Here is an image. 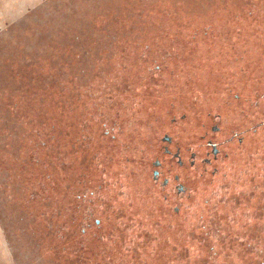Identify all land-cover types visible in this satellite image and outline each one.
<instances>
[{
	"label": "rangeland",
	"instance_id": "rangeland-1",
	"mask_svg": "<svg viewBox=\"0 0 264 264\" xmlns=\"http://www.w3.org/2000/svg\"><path fill=\"white\" fill-rule=\"evenodd\" d=\"M44 1L66 8L65 0ZM140 1H74L73 17L69 19L76 26L74 31L67 29L64 17L57 18L61 23L53 25L52 16L44 17V11L38 8L29 10L26 15L37 13V23L27 35L52 39H39L33 44L25 41L24 46H34L27 52L9 48L10 44L5 46V40H0V81H19L20 72L33 77L31 81H43L57 72L58 63H54L56 67L49 65L53 48L61 47L67 53L72 37L93 33L95 25L89 16L99 12L132 13L130 8ZM152 1L146 2L154 6L150 15L120 22L123 28L131 26L141 36L126 41L125 50L116 58L110 57L106 79L97 82V87L80 89L84 105L57 108L54 115L60 121L41 128L60 139L62 152L53 158L52 150V164L61 162L62 166L54 171L52 179L42 176L45 184L39 185L38 196L58 193L59 202L51 203L48 215L59 228L65 227L64 233L54 234L43 248L49 256L55 254L51 253L53 245L57 253L68 255L73 254V246L91 250L96 255L93 264H199L194 260L201 239H205V244L210 242V247H215L212 264H258L256 261L263 260L264 255L252 256L245 247L249 243L258 245V232H264V208L257 212V206L254 213L231 217L222 214L228 213L222 199L230 200L229 205L238 199L241 210L252 209L253 196L259 194L254 185L264 183V0ZM84 6L97 8L92 7L90 11L94 12L90 13L82 10ZM61 13L60 9L56 14ZM0 37L5 39L4 35ZM107 53L105 48L98 51L101 56ZM26 55L48 60L41 66L32 65ZM27 67L28 72L23 73ZM74 68L75 64L62 81L49 87L58 94V100L63 81H92L77 80L79 69ZM40 93L42 97L48 92ZM77 129L78 133L90 129L91 143L86 146L89 143L90 153L97 154V165L92 163L87 169L80 167L76 158L69 164L63 154L69 149L63 146L65 134L74 135ZM23 144L16 161H10L5 153L9 145L0 148V169L24 171L22 165L33 163L38 153L42 160L43 144L31 148ZM32 171L30 168L22 174L30 186L36 185ZM9 182H16L14 175ZM17 182L18 187L24 184ZM174 185L185 190L177 191ZM246 189L254 194L249 195L248 204L242 205ZM260 193L264 195V188ZM98 197L104 199L108 209L99 204ZM36 203L38 210L45 212V207ZM209 215L216 223L205 229ZM257 216L262 224L256 221ZM116 226L122 232L128 229L129 236L120 239ZM36 229L42 231L39 222ZM125 236L143 244L136 253ZM8 253L0 239V256ZM81 254L86 256L88 252Z\"/></svg>",
	"mask_w": 264,
	"mask_h": 264
},
{
	"label": "trees",
	"instance_id": "trees-1",
	"mask_svg": "<svg viewBox=\"0 0 264 264\" xmlns=\"http://www.w3.org/2000/svg\"><path fill=\"white\" fill-rule=\"evenodd\" d=\"M26 1L27 3L29 2L28 5L30 6L26 7L25 0H0V35H4L5 38L2 39V37H0V40H5L2 42L3 44H5V46L7 44H10L9 48H20L27 52L28 50L31 51V49L34 47L32 45L33 42H37V40L39 41V39H52L49 38V36L38 37L37 33L36 36L27 35L31 32V27H33V24L37 23V18L34 17L37 16V13H34L33 17L30 15H26L29 10H33V12H35L38 8L37 11H44V17L46 16L47 18H49L48 16H52L51 20L53 21V25L61 23L57 20V18L64 17L63 19L66 20L67 24H65L67 25V29H71L70 31H74L76 26L72 25L71 21L69 20L71 17H73L71 11L73 9L74 1L90 0H65L66 8L64 9H62L64 6H59V8L55 7L57 3L53 6H49L44 0ZM70 2H72V4H70ZM146 2L153 3L152 0H142L138 5H134L135 8H130L133 11L132 13H120V11H118L114 14H112L113 12H106L101 14V12H97L99 15L97 14L89 16V18L92 17L90 19L92 26L95 25V28L92 27L93 33H88V31H86V34H88L86 37L84 35L78 36L79 34L72 37V39L69 40L72 42H69L70 47L68 46L66 50L67 53L62 52L61 47L59 48L58 46H56L57 48H53V56L50 57L49 65L54 66V63H58L55 64L57 65V67L54 66L56 67L55 70H57V72H54L53 75H50L49 77H44L43 81H31L33 77L30 78V76H24L22 72H20L17 76L19 81H10L9 83L7 81H0V148L3 149L4 144L9 145V148L5 149V153L8 154L10 161L17 160V155H19V152L22 150L20 148L21 143L28 144L29 148H31V145H38L39 143L43 144L41 147H44L45 149V152H43L42 154V158L40 157L42 160L39 159L40 155L38 153V155L35 154V161L33 163H25L22 165L24 171L18 170L16 172L12 170L6 171L0 169V239L2 240L6 250L9 252L8 255H2V257L0 256V260L2 261L1 263L93 264L96 255L95 252L91 250L83 251L77 249L76 246H73V254L68 255L64 253H57L54 248L56 246L53 245L51 253L54 251L55 254L54 256H49L43 248V246H45L47 242L49 243V240L54 237V234L64 233L65 227L62 226V228H59V223L55 224L54 222L57 221H55L52 216L48 215V211H50L52 208L51 203L53 204L54 201H56L57 203L59 202L58 193L45 195V192L41 194L42 197L38 196V194H40L38 189L39 185L45 184L42 180V176H44V178L51 177L52 179L54 171L55 173L58 172V170L62 166L61 162H54V164H52V150L53 152L55 150V156L53 158L57 157L62 152L60 139L56 134L52 135L50 133V135H47V132L44 130L41 131V128L47 125L53 126L56 122L60 121V119H56L54 115V111L57 108H62L64 105H71L74 103L77 104V107H79L80 104H83L81 101V88H83L84 86L97 87V82L106 79V75L108 72L107 69L109 67H107L106 69L105 67L111 66L109 64L111 59L116 58L121 54L122 51L125 50L126 47L124 48L123 45L126 44V41L131 42L132 40L138 39L141 36L137 31H133L131 29V26H126L125 28H123V25H121L120 22L128 21L127 18H131L132 16H135L136 19H140L143 16L150 15V12L153 10L154 6L151 5V3L148 4ZM75 6L77 7L76 3ZM88 7L84 6L82 7V10L93 13L94 11H90L92 10L93 6ZM93 8L96 9L97 7ZM60 9L62 10V13L60 15L56 14ZM117 26H121L122 29L118 30L116 28ZM79 31L84 34L83 30ZM25 41L32 42V44L29 47L28 45L24 46ZM103 48L108 49V53L101 56L98 54V51ZM74 56L75 58L73 61L72 58ZM110 57L112 58L110 59ZM44 58L46 59L35 60L26 55L27 61H29V64L32 65L41 66L43 62L46 63V61L48 60L47 57ZM23 62L25 63V61ZM73 64H75V70L79 69V71L75 75L77 80H81L83 78L90 79L92 81H63L61 87H59V91H61L60 99L58 100V94L54 93V89L50 90L49 87H52V84L54 82L62 81L63 78L71 71ZM22 66L24 67V65ZM43 68H45V65L43 66ZM28 70L29 67H27L23 71V73L28 72ZM38 77L39 76H37V78ZM123 84H126L125 80ZM40 92L48 93L47 96L41 97ZM59 101L61 102L59 103ZM40 115H42L43 117L39 118ZM73 124L74 123L71 122L69 126H73ZM4 129H6V131ZM75 131L74 135H72V133L65 134L66 145L63 146H67V148L69 149L63 152V154L68 157L69 164L74 161V158H76L78 160V165L80 164L79 166H82V168L84 169H87L88 165H91L92 163L93 165H97L95 162L96 160H98L97 154H91L90 152L92 150L89 148V143H91L88 136L90 129L86 133H78V129ZM21 135H24L23 138L21 137ZM59 135L60 133H58V136ZM2 137L6 139H3ZM20 137L22 138L23 142H21ZM87 142L89 143L86 146ZM96 167L98 168V166ZM12 168L13 167H11L10 165V169ZM30 168H33V171L31 172L32 180L33 182L36 181V185L32 186H30L31 184L28 185L27 180L24 176H22V174L24 172L27 173ZM46 169H48V171ZM13 175L16 178V182L11 184L9 181ZM102 179V181L105 182L104 178ZM17 180H20V183L23 182L25 185H19L18 187ZM261 184L262 183L260 182L258 185L259 187L254 185V188H259V194H255L253 196L254 198H256L252 202V204H254L252 205V207L254 208L241 210L240 207H237L240 204V201L238 199H236L237 203H234L232 201L234 203H231L232 205L228 204L230 200L222 199V201H224V204L226 205L225 210L228 211V213L222 214L230 215L231 217L232 215H235L237 213H245L244 215H247L250 213H254L257 206L258 209L256 211L260 212V208H264V195L260 193L261 188H264V183L262 185ZM212 189L214 190V187ZM63 190L64 189L60 190V193ZM226 193L227 188L224 194ZM251 193L252 195L254 194L253 191L249 190L243 192L244 200L242 205H244L245 203H249V195ZM125 194H127V192ZM246 195L248 196V198H246ZM123 196L125 197L126 195ZM33 197L41 203L42 207H45V212H41L38 210L40 208L37 207L36 200L32 202ZM98 199L99 204L104 207V199L102 200L101 197H98ZM27 200L31 201H29L25 206V202ZM104 208L108 209V207ZM258 214L260 215V213ZM209 216L208 218L210 219V221L207 218L208 220L206 222L208 223V226H206L205 229H208L207 227H210L211 224L216 223H214L213 221V215L210 217ZM260 216H257L256 221L261 223ZM116 217L117 214L113 218L116 219ZM62 221L64 222V224H66L65 220ZM38 222L42 225V231L36 229ZM228 222L229 221L227 220L225 221V223ZM260 223L257 224V228L260 227ZM44 228L46 229L45 231H43ZM213 228H211V230ZM115 229L119 238L122 235L129 236V233L127 234L128 229L124 230V232H122V229H119L117 226L115 227ZM249 229L251 230V227H249ZM260 232L261 231L258 232V237L256 238L258 244L256 247L254 246L256 244L250 243L248 246H244L248 253L253 252L252 256L256 255L258 257H261L264 255V242H262L264 240V232L262 234ZM203 237L207 238L209 236H201V238ZM126 239L127 244L131 245V247L133 246L132 248L135 253L136 249L140 248L139 246L143 245L136 244L131 237H126ZM122 240L120 241L122 242ZM163 241L167 240L163 239ZM201 243L202 245L198 246L199 249L197 250V258L194 260V262L199 261V264H212V262L215 261L214 258H212V251L215 250V247H210V242L209 245L205 244V239H201ZM241 244L244 245V243ZM122 245L125 244L121 243L120 246L122 247ZM63 248L66 252L67 250L65 249V247ZM209 248L213 249L210 250ZM81 252H88V255L85 256L81 254ZM214 254V256H216L217 253ZM260 260L256 262H258V264H264V259L261 261Z\"/></svg>",
	"mask_w": 264,
	"mask_h": 264
},
{
	"label": "flooded vegetation",
	"instance_id": "flooded-vegetation-1",
	"mask_svg": "<svg viewBox=\"0 0 264 264\" xmlns=\"http://www.w3.org/2000/svg\"><path fill=\"white\" fill-rule=\"evenodd\" d=\"M212 152H213L214 155L217 153V149H216L214 146H213V148H212ZM175 156L178 157V155H175ZM179 163H181V162L179 161ZM157 165H159V162H158V163H155V166H157ZM156 176H158V175H156ZM167 180H168V179H165V181H164L165 184H166ZM174 186L176 187L175 189H176L177 191L185 190L184 187L181 186V185H174Z\"/></svg>",
	"mask_w": 264,
	"mask_h": 264
},
{
	"label": "bare ground",
	"instance_id": "bare-ground-1",
	"mask_svg": "<svg viewBox=\"0 0 264 264\" xmlns=\"http://www.w3.org/2000/svg\"><path fill=\"white\" fill-rule=\"evenodd\" d=\"M237 37V36H236ZM132 114V113H131ZM263 144V143H262ZM262 159V158H261ZM147 215V214H146ZM128 217V216H127ZM149 238V237H148ZM141 247V246H140ZM228 254V253H227Z\"/></svg>",
	"mask_w": 264,
	"mask_h": 264
}]
</instances>
